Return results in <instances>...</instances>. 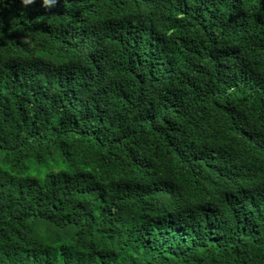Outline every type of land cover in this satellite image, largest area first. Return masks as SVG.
<instances>
[{
  "label": "trees",
  "instance_id": "trees-1",
  "mask_svg": "<svg viewBox=\"0 0 264 264\" xmlns=\"http://www.w3.org/2000/svg\"><path fill=\"white\" fill-rule=\"evenodd\" d=\"M0 264H264V0H0Z\"/></svg>",
  "mask_w": 264,
  "mask_h": 264
},
{
  "label": "clouds",
  "instance_id": "clouds-1",
  "mask_svg": "<svg viewBox=\"0 0 264 264\" xmlns=\"http://www.w3.org/2000/svg\"><path fill=\"white\" fill-rule=\"evenodd\" d=\"M45 2H47V0H45Z\"/></svg>",
  "mask_w": 264,
  "mask_h": 264
}]
</instances>
